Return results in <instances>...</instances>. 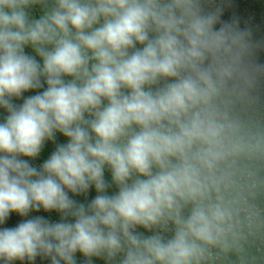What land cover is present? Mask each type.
I'll return each instance as SVG.
<instances>
[{"label":"clouds","instance_id":"1","mask_svg":"<svg viewBox=\"0 0 264 264\" xmlns=\"http://www.w3.org/2000/svg\"><path fill=\"white\" fill-rule=\"evenodd\" d=\"M36 5L43 14L30 19ZM223 10L205 0H0V225L12 213L61 216L0 229L3 264H76L77 253L87 264H209L242 252L232 163L248 150L231 109L258 99L264 41ZM42 80V92L13 103ZM57 133L67 143L32 166ZM93 186L86 205L69 195Z\"/></svg>","mask_w":264,"mask_h":264},{"label":"trees","instance_id":"2","mask_svg":"<svg viewBox=\"0 0 264 264\" xmlns=\"http://www.w3.org/2000/svg\"><path fill=\"white\" fill-rule=\"evenodd\" d=\"M49 4L51 0H48ZM206 8L213 9L217 6L223 7L222 20L229 21L236 18L240 22L241 28H250L253 38L257 41H264V0H205ZM30 19H38L43 14V6L36 5L26 9ZM219 27V25H217ZM139 47V46H138ZM26 54L35 57L42 63L40 57L31 47L25 49ZM259 63H264V49L256 54ZM43 87L24 94L20 99L13 98V103L17 106L23 103L27 96L42 92L46 83L42 80ZM258 99L245 100L237 103L231 109L234 117L239 121L240 127L237 137L246 146L245 154L240 155L232 163L236 172L238 185L235 191L240 193V201L237 205L239 214L237 216V231L240 234L239 242L243 246L240 254L230 253L221 255L209 264H264V83L255 94ZM7 116V112L0 108V123ZM67 143L66 138L57 133L54 141H46L41 153L36 159L29 160V163L39 168L44 161L50 158L57 145ZM105 181L110 185L107 194H115L117 188L111 183V173L105 169ZM70 197L77 203L87 204L96 195L94 186L87 194ZM36 216H42L50 222H59L60 214L56 212H45L41 209L39 212L32 211L27 217H21L18 214H10L7 221L0 225V229L14 228L22 220L31 219ZM71 221V217L68 218ZM145 235L150 233L138 229ZM76 264H87L86 258L81 254H76ZM3 264V261H0ZM14 264H29L28 261L14 262ZM34 264H50L49 260L37 257ZM91 264H106L103 259L92 258Z\"/></svg>","mask_w":264,"mask_h":264}]
</instances>
